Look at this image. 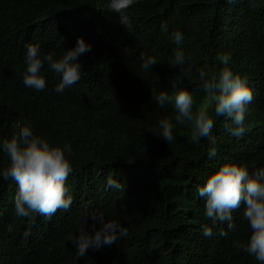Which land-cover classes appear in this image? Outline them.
Returning a JSON list of instances; mask_svg holds the SVG:
<instances>
[{"label":"trees","instance_id":"obj_1","mask_svg":"<svg viewBox=\"0 0 264 264\" xmlns=\"http://www.w3.org/2000/svg\"><path fill=\"white\" fill-rule=\"evenodd\" d=\"M105 2L0 0V139L27 118L35 134L71 145L73 165L66 180L72 204L50 218L17 217L16 183L0 178V264H260L237 247L250 233L243 204L232 213L233 230L218 222L212 236L202 234V225H212L197 188L228 161L250 172L264 166V0H137L128 25ZM162 24L169 33L183 32V66H171L176 45ZM78 36L91 50L78 58L77 83L55 93L59 77L45 64V89L24 86L26 43L58 56ZM225 53L253 91L245 133L231 135V120L215 117L217 156L209 158V141L193 140L190 124L173 121L168 145L158 121L175 115L174 103L160 107L157 93L167 90L171 98L172 83L183 80L197 109L206 95L199 70L219 69ZM142 54L157 60L153 69H140ZM6 163L0 153V168ZM110 179L119 187L109 186ZM93 212L121 222L128 234L76 259L69 237L93 223Z\"/></svg>","mask_w":264,"mask_h":264},{"label":"clouds","instance_id":"obj_2","mask_svg":"<svg viewBox=\"0 0 264 264\" xmlns=\"http://www.w3.org/2000/svg\"><path fill=\"white\" fill-rule=\"evenodd\" d=\"M137 0H106L104 7L118 14L123 25L130 23L128 10ZM161 29L170 35L175 43L172 67L185 64V55L181 48L185 36L176 28L169 33L167 24ZM91 50V43L83 36H78L74 47H69L56 56L52 52L43 53L39 43H26L24 53L25 68L22 82L25 87L35 91H43L46 87L45 64L59 77L53 91L62 94L66 88L77 83L82 76L83 64L78 59ZM222 67L217 70L201 68L198 76L201 88L206 94L204 101L194 110V98L183 80L172 83L174 96L170 98L168 91L157 93L156 103L163 107L166 102L174 103L175 115L158 121L160 138L168 145L174 140L175 124L191 125L192 139H206L211 147L209 158L217 156L214 147L216 140L212 135L215 117H226L231 120L230 134L242 136L246 131L245 116L248 105L253 99V91L246 76L233 72L230 68V55L218 56ZM140 69H153L157 60L152 56H140ZM184 77H190V69H180ZM18 129L10 137L0 139V153L7 158L5 166L0 168V178L13 180L16 192L13 197L14 212L17 217L27 218L39 214L50 218L58 209L67 210L72 204V195L66 184L68 176L73 172L70 160L72 152L68 142L55 144L33 131L32 124L23 118L14 124ZM155 132V129H152ZM109 186L119 187L115 179L108 181ZM198 195L204 200V216L211 220V225L201 226L205 237L213 235V227L218 222H227V229L233 230V211L243 204V218L248 222L250 233L247 242L237 245L244 253L255 261L264 264V166L251 172L244 164L232 161L221 164L208 174L202 185L197 188ZM93 223L81 227L69 237L75 248L76 259L86 256L88 249H99L111 246L121 237L127 236V228L117 220L106 219L103 212H93L89 216ZM99 224V227H97ZM221 230L220 236H227Z\"/></svg>","mask_w":264,"mask_h":264}]
</instances>
